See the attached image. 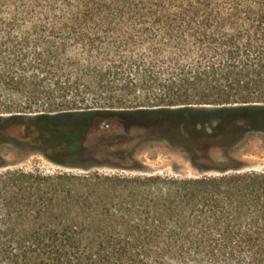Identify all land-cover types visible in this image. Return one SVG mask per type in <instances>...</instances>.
I'll list each match as a JSON object with an SVG mask.
<instances>
[{
  "label": "trees",
  "instance_id": "obj_1",
  "mask_svg": "<svg viewBox=\"0 0 264 264\" xmlns=\"http://www.w3.org/2000/svg\"><path fill=\"white\" fill-rule=\"evenodd\" d=\"M53 121L94 154L0 172V264H264V171L229 154L264 136V0H0V145ZM158 143L196 174L146 171Z\"/></svg>",
  "mask_w": 264,
  "mask_h": 264
},
{
  "label": "rangeland",
  "instance_id": "obj_2",
  "mask_svg": "<svg viewBox=\"0 0 264 264\" xmlns=\"http://www.w3.org/2000/svg\"><path fill=\"white\" fill-rule=\"evenodd\" d=\"M49 123L34 122V124L31 123V126L28 124L21 125L8 131L9 136L17 141V147H14L12 142L0 145V163L3 162L7 165L1 168L0 172L6 170L29 171L35 169L45 172L73 170L54 164L50 159H66L67 161H71L77 157L81 160L94 154V150L91 147L81 152L76 151L72 153V149L68 148L69 146L62 145L59 137H57L58 140L54 139L50 143L44 142L43 139L35 138L37 137L36 133L39 125L51 135L55 133L54 129H60L62 127V124L59 126L57 121ZM30 133L32 137H35L29 138ZM95 139L96 137H87L85 145H89ZM229 154L234 159L241 161L246 170L264 171V136L259 133L248 134L234 148L233 152ZM134 159L146 171L157 174L172 176L177 174L194 176L196 174V171L190 166L186 157L179 153L176 148L169 147L166 144H149L139 150V152H136ZM94 170L103 173H129L106 167L93 168L92 171Z\"/></svg>",
  "mask_w": 264,
  "mask_h": 264
}]
</instances>
